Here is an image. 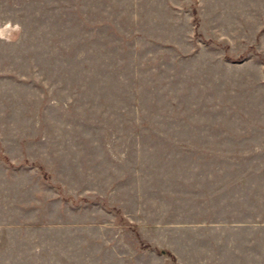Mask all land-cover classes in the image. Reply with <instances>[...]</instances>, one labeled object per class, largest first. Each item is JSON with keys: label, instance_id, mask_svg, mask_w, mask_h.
I'll list each match as a JSON object with an SVG mask.
<instances>
[{"label": "rangeland", "instance_id": "obj_1", "mask_svg": "<svg viewBox=\"0 0 264 264\" xmlns=\"http://www.w3.org/2000/svg\"><path fill=\"white\" fill-rule=\"evenodd\" d=\"M0 29V264H264V0H0Z\"/></svg>", "mask_w": 264, "mask_h": 264}, {"label": "clouds", "instance_id": "obj_2", "mask_svg": "<svg viewBox=\"0 0 264 264\" xmlns=\"http://www.w3.org/2000/svg\"><path fill=\"white\" fill-rule=\"evenodd\" d=\"M15 31L16 32L21 31V26L19 24H17L15 26ZM0 39H8V37H5V34H4V30L3 29H0Z\"/></svg>", "mask_w": 264, "mask_h": 264}]
</instances>
